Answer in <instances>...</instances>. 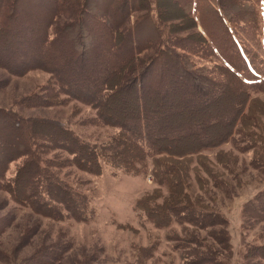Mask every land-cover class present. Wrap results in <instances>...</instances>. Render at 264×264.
Masks as SVG:
<instances>
[{"label": "trees", "instance_id": "16d2710c", "mask_svg": "<svg viewBox=\"0 0 264 264\" xmlns=\"http://www.w3.org/2000/svg\"><path fill=\"white\" fill-rule=\"evenodd\" d=\"M3 1L0 68L16 75L32 69L49 74L42 91L29 95L27 104L78 101L116 131L106 143L94 145L62 122L26 118L0 107V188L40 214L85 220L86 196L43 163L60 165L62 161L44 160L41 155L62 150L70 155V164L93 175L101 173L102 163L131 175L150 169L158 185L139 197L135 207L157 227L180 222L205 229L225 223L199 199H192L187 183L191 170L201 185L206 181L202 172L213 174L207 153L221 164L227 162L229 152L222 148L227 142H243V148L259 153L256 138H264L259 131L264 130V123L257 115H264V97L254 91L264 86V71L256 69L253 61L264 44V0H256L255 54L237 35L222 0H173L171 9L180 8L196 30L182 39L169 29L174 21L164 19L170 12L165 0H156L153 21L145 0H108L102 7L104 17L95 13L93 0ZM227 4L250 18L248 7L236 5L235 0ZM138 9H144L138 13L144 16L140 20L136 15L130 22V13ZM62 14L66 19L54 26ZM177 50L212 57L215 63L197 65ZM17 158L22 161L8 179L5 171ZM248 205L245 211L253 210L264 218V195L254 196ZM208 234L223 243L215 230ZM171 238L184 250V264H225L203 238L194 234ZM189 243L197 246L189 247ZM153 250V245L143 248L138 261L127 264L142 263ZM253 254L264 258V246L251 248L249 255Z\"/></svg>", "mask_w": 264, "mask_h": 264}, {"label": "rangeland", "instance_id": "374dc122", "mask_svg": "<svg viewBox=\"0 0 264 264\" xmlns=\"http://www.w3.org/2000/svg\"><path fill=\"white\" fill-rule=\"evenodd\" d=\"M61 1L64 0L58 3ZM93 1L98 5L95 6V13L106 16L102 7L108 5V0ZM145 1L150 4L149 14L153 21L156 19V0ZM172 1L165 0L170 12L164 19L174 21L173 24L169 23L170 31L175 32L173 35L181 39L187 38L196 30L180 8L172 10ZM226 1L228 0H222L225 3L223 10L237 35L251 48L252 53H257L255 49L258 47L259 19L256 0H235L236 5L248 7V20L244 18L245 14L235 12L233 4L226 5ZM7 2L5 0L2 3ZM140 12L143 13L144 9L132 11L129 21L132 22L136 15L141 20L144 15L138 14ZM66 17L65 14L59 16L54 26ZM85 19L89 20L90 17L86 15ZM198 29L202 31L200 26ZM53 30L51 26L49 32L52 33ZM177 51L197 65L211 67L215 63L212 57L203 58ZM258 54L253 64L256 69L264 71V44L260 48L259 57ZM48 80L49 74L41 69L16 75L0 68V107L26 118H49L62 122L80 138L94 145H102L112 137L116 128L102 124L95 110L86 104L74 100L53 106L27 104V97L42 91ZM255 89V94L264 97V86ZM261 112H264V108ZM257 118L264 123V115H257ZM259 131L264 134V130ZM256 139L259 146L256 145L255 149L259 151L258 154L243 148V142L223 144L222 148L229 152L225 164L217 162L212 154L207 153L213 174L209 176L202 172L200 175L206 179L202 185L198 183L195 173L190 171L188 194L192 199H199L206 208L225 221L222 225L216 224L205 229L183 226L180 222H173L168 228L157 227L135 207L139 197L158 185L153 181L150 169L131 175L117 166L102 163L101 173L93 175L70 164V155L62 150L42 153L44 160L62 161L60 165H48L45 161L43 163L60 180L86 196L87 217L85 220H76L71 217L59 219L43 215L13 200L0 188V264H127L137 262L140 250L152 245L154 250L151 257L144 258L139 264H184V250L175 246L178 240L176 242L171 238L174 234L180 238H187L190 234L203 238L205 246L215 249L218 252L217 258L222 259L225 264H264V258L249 255L251 248L253 250L254 247L264 246V218L260 219L253 210L244 209L245 205L249 207L248 202L254 196L264 195V160L261 158L262 155L264 158V138L262 136V140ZM21 161V158H17L9 162L5 171L6 178L14 176ZM163 193L166 194L164 187ZM209 230H215L223 238V243L213 240L208 234ZM188 245L197 246L190 243Z\"/></svg>", "mask_w": 264, "mask_h": 264}]
</instances>
